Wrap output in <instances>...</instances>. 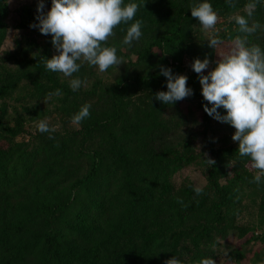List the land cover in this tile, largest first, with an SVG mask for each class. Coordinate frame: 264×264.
Instances as JSON below:
<instances>
[{"label": "trees", "instance_id": "16d2710c", "mask_svg": "<svg viewBox=\"0 0 264 264\" xmlns=\"http://www.w3.org/2000/svg\"><path fill=\"white\" fill-rule=\"evenodd\" d=\"M202 2L124 0L139 5L135 17L118 25L110 36L115 40L102 46L115 47L127 61L109 73L83 62L72 77L47 70L45 60L58 54L51 35L30 27L38 23L34 8L20 9L16 26L29 33L0 53V264H165L173 257L199 264L215 260V246L233 232L237 244L227 258L264 264V176L254 181L257 170L250 157L239 155L238 142L215 143L200 74L192 66L183 72L184 59L192 65L207 56L211 66L204 75L216 66V48L193 34L198 20L190 8ZM207 2L217 14L237 11L250 26L260 25L247 35L231 19L216 35L220 41L247 35L248 46L264 51V0L251 17L244 10L250 0H232L235 7L227 0ZM9 9L8 0H0V51ZM136 20L142 21V35L126 45L125 54L119 40ZM162 67L186 75L192 95L171 105L157 100V92L167 91ZM75 78L82 84L74 91L69 82ZM57 89L60 95H54ZM194 100L202 128L181 130L186 123L181 103ZM85 104L91 105L90 116L73 124ZM217 111L226 115L222 107ZM41 120L56 131L41 133L36 127ZM178 129L181 135L172 137ZM194 164L206 179L200 195L189 179H175ZM246 188L259 193V233L236 222Z\"/></svg>", "mask_w": 264, "mask_h": 264}, {"label": "clouds", "instance_id": "9594fccd", "mask_svg": "<svg viewBox=\"0 0 264 264\" xmlns=\"http://www.w3.org/2000/svg\"><path fill=\"white\" fill-rule=\"evenodd\" d=\"M227 2L230 7H235L232 0ZM258 2L250 0L245 5L247 17L253 15ZM138 7L136 3L124 4V0H51V7L45 13L44 0H39V15L36 16L38 23H32L30 27L38 28L45 36L51 35V43L58 53L45 60L47 70L72 77L80 70L83 62L98 66L100 72L120 65L123 60L116 55V48L102 45L114 34L118 25L133 20ZM190 9L191 16L199 21L205 32L215 29L219 18L207 0ZM232 19L238 25V31L243 34L250 35L260 27L257 22L250 26L244 15L237 14ZM141 25L142 21L136 20L127 28L124 44L130 45L141 37ZM247 35H237L230 51L219 56L216 66L207 75L203 74L210 64L207 56L203 60L194 59L191 66L200 74L202 95L211 104V107L205 105V112L234 127L232 139L238 142V153L241 157H250L251 168L257 170L254 181L260 183L264 176V51L259 45L248 46ZM207 41L213 49L221 43L215 35L209 36ZM161 73L167 77V91L157 92V100L171 105L192 95L186 75H173L169 68L164 67ZM69 83L75 91L81 87L82 81L75 78ZM54 95H60V90L57 89ZM90 107V104L83 105L72 117L73 124L79 125L88 118ZM221 107L226 110V115L217 111ZM36 127L41 133L56 131V127H50L47 120L39 121ZM207 161L210 165L215 164L211 158ZM194 191L200 195L203 188L195 187ZM178 202L183 204L180 198ZM165 264L181 262L173 257L166 260ZM199 264L216 262L212 258H203Z\"/></svg>", "mask_w": 264, "mask_h": 264}, {"label": "rangeland", "instance_id": "374dc122", "mask_svg": "<svg viewBox=\"0 0 264 264\" xmlns=\"http://www.w3.org/2000/svg\"><path fill=\"white\" fill-rule=\"evenodd\" d=\"M50 0H44V12L46 13L50 9L49 5ZM39 3V0H8L9 4V15L7 17L8 22V31L6 38L1 46L0 53L2 54L6 50H13L15 47V40L17 38H21L23 35L29 33V30H24L21 28H17L16 24L20 21V9L24 5L31 6L37 11V4ZM238 12L235 11L230 14H217L218 15V22L215 26V29L209 30L208 32H205L202 28V25L199 23V21H196L193 27V34L194 37L197 40L202 39H208L211 35H218L223 30L225 31L228 28V22L237 15ZM111 41H114L115 38L109 37ZM124 39H120V46L122 52L125 54L127 53V47L123 43ZM233 41H226L222 42L216 46L214 59L218 60L219 56L222 54H225L230 51ZM130 53V52H129ZM129 58L132 60H135L136 55L135 53H130ZM120 59L123 60V62L118 65L119 68L123 63H125L128 59V57L121 56ZM184 66L185 70L183 71L184 74L189 73V69L191 66V63L188 59H184ZM211 66V62L207 69ZM98 68V66H97ZM206 69V70H207ZM205 71V70H204ZM105 73H109V70L105 71ZM111 75V73L109 74ZM184 114H185V122L182 123L180 126L181 130H185L188 126L193 127L196 130H201L202 128V122H201V110L199 109L197 105V101L193 102H187L183 101L181 103ZM31 124L33 127H31ZM26 127L28 130L34 129L33 122H27ZM180 129L176 130L173 134H171L172 137H177L181 135ZM235 132L234 127H232L230 124L226 122H221L216 120L215 118L211 121V127L208 130L209 135H211L217 145H223L226 143H232L234 142L232 139V136ZM201 138H199V141H197V145L199 147L202 146ZM176 181L179 183L183 179H189L193 184L197 187L203 186L206 182L205 175L203 173V170L200 168L198 164L189 165L185 168H183L176 176ZM259 193L253 189L246 188L244 191V196L242 200V204L239 210V213L237 215L236 222L238 224H244L248 226H253L254 231L259 233L262 229V225L259 224V217H258V203H259ZM240 241V240H238ZM237 244V237L236 234L233 232L228 239L226 240H219L218 244L215 246V252H216V264H236V262L231 261L227 258V253ZM264 255V251H263Z\"/></svg>", "mask_w": 264, "mask_h": 264}]
</instances>
